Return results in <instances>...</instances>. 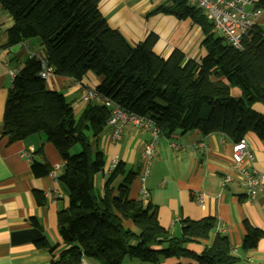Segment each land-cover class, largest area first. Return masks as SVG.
<instances>
[{
  "label": "trees",
  "instance_id": "16d2710c",
  "mask_svg": "<svg viewBox=\"0 0 264 264\" xmlns=\"http://www.w3.org/2000/svg\"><path fill=\"white\" fill-rule=\"evenodd\" d=\"M100 0H0L12 18L3 47L39 39L41 57L54 75L81 81L88 73L101 78L96 90L124 110L149 118L166 139L199 131L220 133L233 143L254 133L264 144V31L257 25L244 49L229 45L204 11L189 0H167L155 14L190 20L203 35L205 55L200 61L174 50L168 58L155 53V34L130 43L107 23ZM41 58L30 57L12 80L3 116L9 142L42 134L59 152L63 169L58 176L69 197L57 216L65 245L57 258L42 227L33 221L34 245L54 256L49 264H123L128 258L140 264H160L162 259H190L196 264H249L234 255L230 239L217 233L211 246L197 253L188 244L208 240L218 220H182L181 235L174 237L159 221L158 206L130 198L138 173L123 161L109 171L102 191L95 176L104 173V154L93 145L106 132L111 109L89 102L76 118L63 93L47 88L40 76ZM237 89L239 97L232 95ZM79 146L81 151L72 154ZM35 177H46L52 167L32 163ZM38 201L43 199L37 194ZM132 224L128 227L126 223ZM137 229V232L133 231ZM242 251L249 252L264 239V230L244 221ZM264 264V263H261Z\"/></svg>",
  "mask_w": 264,
  "mask_h": 264
},
{
  "label": "crops",
  "instance_id": "0c3cea01",
  "mask_svg": "<svg viewBox=\"0 0 264 264\" xmlns=\"http://www.w3.org/2000/svg\"><path fill=\"white\" fill-rule=\"evenodd\" d=\"M254 1L256 7L261 9L255 22L264 31V0ZM157 3L145 0H100L99 10L109 26L122 33L130 43L137 44L150 34H155L158 42L154 51L161 57L168 58L174 50H179L188 59L200 61L205 55L200 28L197 25L198 28H195L190 20L180 21L171 15L155 14ZM12 25V18L0 6V264H49L54 255L34 245L37 234L33 221L36 220L42 227L49 242L58 246L55 253L57 258L65 249L59 235L57 216L67 207L69 197L58 180L49 175L35 177L32 172L34 161L46 163L52 168L63 166L59 152L44 135L35 134L15 142H9L2 135L5 103L12 87L9 72L19 70L33 54L43 53L39 39L3 47L6 30ZM87 75L88 80H83L85 76L81 81L55 75L46 80L47 88L63 93L74 111L79 108L82 112L87 104L82 99V88L92 86L96 89L102 81L97 76ZM77 99L79 102L75 103ZM255 108L264 114V107L256 105ZM151 138L148 130L128 125L118 144L113 143L110 128L93 140V145L104 154L106 161L104 173L95 176L96 189L102 191L109 175V164L117 155L129 170L139 174L132 184L130 198L151 201L158 206L160 224L174 237L181 235L182 220L185 218L196 221L212 216L218 220L223 230H216L208 240L188 244L190 249L200 253L204 247L211 246L217 233H221L230 239L234 255L244 262L264 263V239L252 251L243 252L241 249L246 233L244 221L249 220L264 230V208L261 197L250 199L246 196L242 178L233 167L234 143L220 133L203 135L195 130L173 136L170 140L186 147L175 150L167 145L166 138H160L151 160L150 176L143 184L148 192L146 196L142 193L141 155L144 144ZM245 139L255 157L252 167L264 172V144L254 133H248ZM198 144L204 146L190 148ZM31 148L34 149L32 158L23 156V152H29ZM250 165L247 161L244 163V167L250 168ZM227 175L232 176L233 181L223 188L221 181ZM37 194L43 199L41 203ZM198 194L205 197L203 206L195 199ZM126 224L132 227L129 222ZM160 264L196 262L190 259H162Z\"/></svg>",
  "mask_w": 264,
  "mask_h": 264
},
{
  "label": "built area",
  "instance_id": "2783aa9c",
  "mask_svg": "<svg viewBox=\"0 0 264 264\" xmlns=\"http://www.w3.org/2000/svg\"><path fill=\"white\" fill-rule=\"evenodd\" d=\"M190 4L202 9L207 19L213 23L216 31L221 35L226 42L238 50L244 49V40L249 38L256 26L255 18L261 13V9L257 8L254 0H189ZM1 53V46H0ZM41 58L42 70L40 76L47 80L54 75V69L51 67L40 54H33ZM19 70H10L9 74L12 78L16 76ZM82 99L84 102L98 103L111 109V115L108 122V127L111 129V139L114 144H118L122 139V132L128 125L135 126L148 130L152 138L144 144L142 152V193L148 195V192L143 184H145L147 178L150 176L151 160L154 156L155 149L159 143L162 134L160 129L154 124L152 120L146 117L138 116L134 113L128 112L108 100L101 95L96 89L83 87ZM166 143L169 147L175 150H182L186 147L166 139ZM204 144L194 145L190 147L197 149L203 147ZM34 149L31 148L29 152H23V156L32 158ZM232 159L233 167L240 174L242 178V185L246 190V196L250 199L262 198V206L264 208V172H260L252 167L255 160L254 154L248 146V142L245 138L239 142L234 143L232 146ZM119 156L112 158L109 164V171H112L119 162ZM249 162L250 168L244 167L245 162ZM63 166L57 165L52 168L49 176L58 180L59 173L62 172ZM233 181L232 176H224L221 185L225 188L229 183ZM196 201L201 206L204 205L205 197L203 194L195 196ZM223 230L218 226V231ZM81 264H92L89 260H83Z\"/></svg>",
  "mask_w": 264,
  "mask_h": 264
},
{
  "label": "rangeland",
  "instance_id": "374dc122",
  "mask_svg": "<svg viewBox=\"0 0 264 264\" xmlns=\"http://www.w3.org/2000/svg\"><path fill=\"white\" fill-rule=\"evenodd\" d=\"M138 1V0H137ZM145 1H150V2H154V1H156V2H158L157 3V6H159L160 4H163V3H165L167 0H145ZM151 11V10H150ZM149 11V12H150ZM193 26H195V28H198L196 25H193ZM43 54V53H42ZM91 75H94V74H92V73H89V76H91ZM54 76L55 75H53V76H51V77H49L47 80H49V79H51V78H54ZM88 76V75H87ZM87 76L83 79V80H88L87 79ZM95 76V75H94ZM88 84V83H87ZM90 84H88V86H89ZM90 88H92V86H89ZM232 95L234 96V97H239L240 96V93H239V91L237 90V89H233L232 90ZM78 97V96H77ZM70 100V99H69ZM76 102H79V99H77L76 101H75V103ZM81 109H79V108H76L75 109V114H76V118H78L79 116H80V114H81V111H80ZM81 151V148L79 147V146H77V147H75L73 150H72V154L74 155V154H77V153H79ZM218 226H219V224H218ZM217 230H218V228H217ZM133 231L134 232H137V229L136 228H133ZM92 262V264H99V262H97V261H91ZM123 264H140L137 260H131V259H126L125 261H124V263Z\"/></svg>",
  "mask_w": 264,
  "mask_h": 264
}]
</instances>
